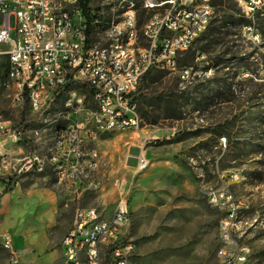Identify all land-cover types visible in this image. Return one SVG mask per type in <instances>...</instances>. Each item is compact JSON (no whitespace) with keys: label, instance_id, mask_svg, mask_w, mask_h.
<instances>
[{"label":"rangeland","instance_id":"374dc122","mask_svg":"<svg viewBox=\"0 0 264 264\" xmlns=\"http://www.w3.org/2000/svg\"><path fill=\"white\" fill-rule=\"evenodd\" d=\"M241 3L229 5L242 13ZM221 15L206 29L221 30L220 38L213 37L216 45L208 47L210 36L200 35L189 58L183 54L179 59V66L200 73L188 89L180 119L155 125L143 121L139 133L103 134L92 145L101 157L94 175L97 188L76 193L71 218L75 208H95L111 216L119 204H126L134 245L131 264H219L217 226L224 210L209 201V192L221 188L241 201L238 217L251 225L238 238L250 250L249 263L264 264V23L255 19L258 14L252 19L242 15L248 22L255 20L252 31L261 38L257 42L240 30L242 25H221ZM202 46H207L205 52L198 51ZM6 50L0 46V114L21 135L26 151L43 155L54 130L73 115L56 116L49 124L58 110H67L65 97L35 120L27 106L15 104L13 92L1 85ZM171 91L179 92L175 75L159 72L153 79L143 78L136 98L146 100L137 105L148 112V105L156 107V96ZM80 93L90 104L85 90ZM140 158L146 160L142 170ZM43 175L34 179L55 182L51 170ZM69 225L64 217L48 232L55 251L61 250L60 236Z\"/></svg>","mask_w":264,"mask_h":264},{"label":"built area","instance_id":"2783aa9c","mask_svg":"<svg viewBox=\"0 0 264 264\" xmlns=\"http://www.w3.org/2000/svg\"><path fill=\"white\" fill-rule=\"evenodd\" d=\"M121 1H130V8L120 20H113ZM262 2L242 0L239 15L256 12ZM214 10L212 0H0V46L7 47L8 61L2 87L7 90L9 78L19 79L13 102H26L34 120L57 94L65 97L64 102H73L74 110H58L49 124L56 116L75 115V122L68 125L73 140H66L65 133L58 140V161L39 164L38 152L23 150L21 135L0 114V141L9 146L0 149V186L6 189L51 166L57 182L71 185L76 193L96 190L94 175L101 157L92 145L103 134L141 131L143 121L134 98L148 71L175 75L179 92L196 83L200 73L178 62L208 28ZM257 19L264 23V15ZM252 24L255 20L240 30L259 42ZM78 73H86V80H78ZM145 166L146 160L140 158L138 170ZM82 172H91V182L83 181ZM209 201L224 210L217 226L219 264H250L249 248L238 242L251 226L238 217L243 204L223 188L210 191ZM129 224L126 204H119L114 216L76 208L61 240L62 263L131 264ZM0 244L10 247L7 238Z\"/></svg>","mask_w":264,"mask_h":264},{"label":"crops","instance_id":"0c3cea01","mask_svg":"<svg viewBox=\"0 0 264 264\" xmlns=\"http://www.w3.org/2000/svg\"><path fill=\"white\" fill-rule=\"evenodd\" d=\"M2 145L3 149L9 147L6 141ZM12 149L19 151L18 147ZM41 176L21 178L6 189L0 186V240L7 238L10 243L9 248L0 244V264H63L62 251L52 247L48 232L64 217L71 225L76 189L56 179L51 185L34 179ZM70 225L61 233V240Z\"/></svg>","mask_w":264,"mask_h":264},{"label":"trees","instance_id":"16d2710c","mask_svg":"<svg viewBox=\"0 0 264 264\" xmlns=\"http://www.w3.org/2000/svg\"><path fill=\"white\" fill-rule=\"evenodd\" d=\"M232 1L233 0H212L213 6L215 9L214 16H216L220 12L222 13L221 18H220L221 25L232 24V25L240 26V25H245L249 23L242 15H239V13L241 12L238 9H237V12H235L232 4L229 5L230 3H232ZM232 13H236L238 17L234 18ZM255 19L258 20L257 17ZM211 23L212 22H210V24ZM209 26H208V29L210 28ZM204 34H208V36H210V38L207 40L208 44L206 45L208 47L211 45L214 46L216 45V43L213 37L220 38L221 30H205L201 35H204ZM197 41L198 39L196 40V42ZM207 46H202L201 48L198 49V51L205 52V50L207 49ZM184 54H188V58H189L190 51ZM7 68H8V61H7ZM7 68H6V71H7ZM158 73L159 72L157 71H148L143 78L153 79ZM187 92H188V89L181 91V92L171 91L169 93H162L156 96L154 98L156 107L153 108L151 105H148V107L151 108V110H149L148 112H145V111L143 112L142 108L139 105H137L139 104L141 99L145 101L146 98L145 97L136 98V94H135L134 100L136 103L137 112L141 120L146 121V123L150 125H155L158 120H168V119L169 120H179L182 114L183 107L186 101L188 100ZM60 98H63L61 94L55 95L45 106L44 110L50 108L52 104L55 103ZM24 105L26 106L27 103L25 102Z\"/></svg>","mask_w":264,"mask_h":264},{"label":"bare ground","instance_id":"6f19581e","mask_svg":"<svg viewBox=\"0 0 264 264\" xmlns=\"http://www.w3.org/2000/svg\"><path fill=\"white\" fill-rule=\"evenodd\" d=\"M100 3H105V0H100ZM128 8H130V1H121V5L120 7H118V10H113V20H120V14H127ZM241 10H242V3H241ZM263 13H264V2H262L261 7L256 8V12H249V15H244V16L247 19H252L256 16V14L261 15ZM252 30H254L253 27ZM78 80H86V73H78ZM18 89H19V79L9 78L7 82V90H11L13 93H16ZM65 108L67 110H74V103L66 102ZM43 111L44 109L37 111L36 116H39ZM66 122H67L66 125L58 126L54 130L53 142L51 146L47 149V152L45 154L39 155V164H48L58 161V140L61 138L63 133H65L66 140H73L72 128H68V125H72L73 122H75V115H73V117ZM0 149H3L2 141H0ZM47 169L51 170V166H43V169H37V175L44 174ZM82 179L84 182H91V172H82ZM229 195L232 194L229 193ZM114 215H116V209L114 210L111 216ZM219 241L221 243L220 234H219Z\"/></svg>","mask_w":264,"mask_h":264}]
</instances>
